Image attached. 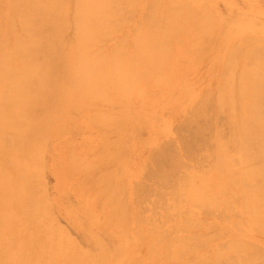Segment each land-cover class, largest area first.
I'll return each instance as SVG.
<instances>
[{
	"label": "rangeland",
	"instance_id": "1",
	"mask_svg": "<svg viewBox=\"0 0 264 264\" xmlns=\"http://www.w3.org/2000/svg\"><path fill=\"white\" fill-rule=\"evenodd\" d=\"M13 1L12 0H0V34H1L0 35V45H1L0 46V51H1L0 58H2L0 59V63L5 58L6 55L11 54L12 49L15 50V46H14L15 39L14 38L17 37L18 35L20 36L24 35V32L22 31L24 30L28 31L30 29L27 33H29L30 31L33 32L32 34H34L35 31H36L35 33L39 32L42 34L46 32L44 33L46 35L47 33H49V31H46V30L44 31L42 30L41 32V29L34 25H32V27L31 25H29L28 30H26L25 28L27 26L25 27L23 26L25 24L24 23L25 21L23 22L22 20L26 16L23 19H22V16L25 15V13L23 15H18V14L22 12H26L29 9V7L34 8L36 4L32 2L33 0L32 1L26 0V2H24L28 6L27 5L24 6L25 4L23 3V1L25 0H20V2L22 1V4L19 3V0L18 1L16 0L17 2H15V4ZM41 1H39V4L41 3L40 4L41 6H44V5L46 6V4L48 2L51 3L52 0H48V1L41 0ZM55 1L56 0H54V2ZM77 1L76 0H57L55 2L56 5H53V2L52 4L47 5V9L50 8V11H51L52 6L53 7L57 6L56 8L55 7L54 8L52 7V8L55 9L58 14L60 13L58 15L56 12H54L55 10L53 11L52 9V12L54 13L53 18L55 17L54 21H55V24L58 25V29L55 30L56 33L50 32L49 34L55 33V37L53 38L55 40L53 41L55 42L57 41L56 45H57L58 55L59 56L61 55L59 58L60 61H59L57 71L53 73L48 72L47 79H49L50 82H57V80H60V79L62 80L61 86H64L65 89L62 87L61 88L63 89V100L65 101V103L63 102V104L62 103L60 104L59 101L61 100L59 98L57 100L59 105L58 104L54 105V107H56L55 108L56 113L52 114L51 111H50L51 113H49V110L46 112L42 110H38L37 111L38 116L35 115V117H38V119L40 120L44 119L46 124L49 126L48 127L47 125H44L45 127L43 126L42 130L40 131V133L38 134L36 138L40 146L39 160L37 162L38 167L36 171L37 175L34 174L33 176L35 178V181H37L38 183V187L36 188L37 194L40 196L41 200L43 201V204H45L46 210L48 211V213L50 214L52 218L51 219L52 222H54V223L47 222V232L51 236H55L54 235L55 230L58 229L61 231L60 238L67 242L64 246L65 252L63 253V256H66L68 258L67 260L58 261L57 264H60V263L69 264L72 258L74 260L73 264H75V262L77 263V261H79L80 264H124V263L126 264H186V263L194 264L195 263L197 264V262L200 264L201 263L202 264H207V263L208 264H226V263L245 264L244 262L246 260L248 261V259H249V264L250 263L251 264H263L264 263V233H263L264 231L262 230V228H259L258 225L256 226L254 223H252L251 221L252 217L249 214H248L249 216L247 215L248 217L245 216L248 213L247 209H246L247 213L246 211L244 213L243 208H245V206L243 207L242 205V208H241V204H244V203H241L244 200L243 196L248 191H246L247 189L245 190L241 189L242 190L241 191L239 188H242V187L245 188V186L246 185L249 186V184H246V185L242 184L244 186L239 187L241 184L239 185V183H236V182H240L239 181L240 177L238 176L240 175L239 173L241 172L239 171L242 169H245L246 166L244 167V165L243 166L241 164L239 165V162L235 159L236 158L235 156H237L236 154L240 155L239 154L240 152L236 151L235 147H231L232 142L230 140L232 139L234 140L237 138V136L233 137V135L236 134V128H235L236 126L234 124L237 125L236 120H238L240 116V113H239L240 111H238V109L239 110L241 109L240 108L241 104L237 103V101L239 100L241 102L239 98H241L242 96L238 94V97H237L236 90L239 89V93H240V91L243 90V84L249 81V79H246V75L251 71V69L252 70L254 69L253 67H251V65H253V63H256V62L257 64H259L258 61H259L260 56L264 60V53L262 51L264 50V44H263L264 43L263 41L264 40V0H186L187 2L182 0L184 2V6H182L183 2L181 3L180 0H177V1L175 0L174 1L172 0H167V1L166 0H158V1L156 0H153V1L152 0H117L118 2H120L121 5L128 3L126 5H123L124 8L121 6L120 8L119 7L120 4L116 0H112L114 4H111V5L112 7L114 5V8L112 7H111L112 9L109 8L106 12H104V15L102 14L101 15L103 16V18H105L106 17L105 15L107 14L109 15L110 13L111 15L110 18H112L116 14L115 13L113 15L114 10L116 12L118 11L117 12L118 16L117 15L116 16L119 17V19L117 17L116 19L114 17L113 21L112 19L109 20V18L104 19V21L107 20L110 28L115 25H118V27L115 26L116 29L115 27L114 28L112 27L113 29L111 28V31L108 28L109 30H108L107 38L104 36L103 38L100 34H98L100 38H97V37L96 38L99 41L101 40L100 42L101 43L103 42L102 44L99 43L98 45V43L95 42L96 40H94L93 38H90V39H93L96 44V47L94 48L91 46V44L88 45L89 43H92L91 42L92 40L90 41L89 38H88L89 40L85 39L84 36L86 34L89 36V33L91 32V30L96 31V32L99 31L100 33H103L104 30H106L108 25L106 26V28L104 26H101V27H104L105 29L103 28L100 30V27L98 26L99 22H96L97 24L94 22L93 25H91L92 24L91 22H89V24L88 23L85 24L83 23V21H79V15H76L79 12L76 6ZM163 1H165L166 3L168 1L169 2L168 4H166ZM11 2H13V4ZM74 2H75V5H74ZM88 2L90 1L88 0ZM109 2L111 3V0ZM158 2L159 4H157ZM176 2L177 3L180 2L181 7H184V8L188 7L187 8L188 10L186 9L187 12L185 11L184 8H182L184 9L182 13L180 11L181 7L180 9H178L180 5H178ZM43 3H46V4H43ZM166 5H168L169 7L170 6L172 7L173 5L172 9L175 10V11L173 10L174 13H171V12L169 13L171 7L168 8V6ZM185 5H187V7ZM126 6L128 9L126 8ZM156 6L158 8H156ZM191 6L193 7V9ZM74 7L76 8V10ZM204 7L205 9L207 7V9L206 10L203 9ZM18 9L20 10L24 9L25 11L23 10L20 12ZM120 9L122 12L119 13ZM157 9L160 11H158ZM208 9H211V10H209L208 12ZM189 10L192 12V14L194 13V11L195 12L197 11V13H195L196 15L191 14V16L190 15L186 16V13L188 15V13L190 12ZM200 10L202 11V14H204V16L207 15L206 19H204L205 17H203L204 21H202L203 19L201 16L203 15L201 14ZM16 11L17 12L19 11V13L17 14ZM76 11L78 12L76 13ZM175 12H179L177 13L178 16H176ZM168 14L172 15L173 19L172 17L169 18ZM181 14L182 15L184 14V16H182ZM14 15L15 17L17 15L18 20L15 19ZM54 15H56L57 17ZM166 15H168V20H167ZM198 15L199 17H197ZM73 16H75V18L76 16H78L77 23L82 25V26L80 25V27L78 28L79 31L83 30L81 27L83 28L87 27V31H89L92 28L88 33H84L85 35L83 34V32H80L81 34L80 38L77 36L78 34H76L78 30L76 33H74L73 31V29L75 28L74 22L76 23V19L75 21H73L74 20ZM185 16L186 18L189 17L186 21H185L186 18L184 19ZM208 17H210L209 20H208ZM200 18L201 20H199V22L200 21L203 22V23L201 22L202 24L200 23L203 27L200 24H197L198 19ZM189 19L190 20L196 19L197 22H195L196 21L195 20L193 23H191L192 21H190ZM169 20L172 23L167 24L166 22H168ZM188 20L190 23L188 24L192 26L193 28H190V26L187 24L189 26V27L186 26L188 28L187 30L185 25H186V22H188ZM210 20L212 21V23H210L211 22ZM20 21H22L21 23L23 25H21ZM164 21L165 23H163ZM205 21H208V22L210 21L209 22L210 24H208V22L204 23ZM106 23H104V25ZM150 23H152L151 25L152 30H154L156 27L157 29L159 28L158 31L162 32V30H164V32L161 34L160 33L157 34L158 31L154 32V36L155 34L158 35V36H155L157 40L155 38H153L154 39L153 40L152 39L153 34L150 35L151 33L146 31V30H149L148 26ZM100 24L101 23H99V25ZM154 24L155 25L157 24V25L155 26ZM165 24H167L168 26L170 25L169 30H172L171 32H173L171 33V35H174L175 33V36H172V37L169 36L170 31L168 32L165 30L166 28H168L166 27ZM171 24L174 25V27H171ZM177 24L183 29H181L179 26L178 27L175 26ZM205 24L206 26L211 25V27L206 28V26L204 27ZM12 25L14 28L12 27ZM18 26L22 27V31H21V27H18ZM18 28H20V30H18ZM95 28L96 30H94ZM179 28L183 32L182 31L180 32ZM196 28L198 29V31L199 29H202L201 30L202 32L200 31L201 33H199V34H203L202 36L201 35L197 36L198 34L196 35L197 33ZM85 29L86 28H84V30ZM185 29L188 32L186 31L184 32ZM206 29H209V30H206ZM112 30L114 31V33ZM176 30L178 31L176 32ZM115 31L116 32L118 31V32L116 33ZM193 31L194 32L196 31V33L194 34ZM111 32L113 33V35L109 34ZM13 33L16 35H13ZM32 34L31 35L29 34L27 38L32 36ZM142 34H144V36H140ZM146 34L148 35V37H150V39L147 38ZM5 35L7 36L5 37ZM38 35L39 34L37 35L35 34V38ZM87 35H86V38L88 37ZM93 35L94 34L90 36L93 37ZM96 35L97 33L95 34V36ZM160 35L162 36V42L166 40L163 43L165 46L167 45L166 44L167 40H169L168 42L171 44L169 45L168 43L167 45L168 47L167 46L165 47L162 44L161 52L162 50L164 51V48L168 49V50L166 49L167 51L165 50L166 52L165 51L162 52L164 54V57H162L163 56L161 55L162 53H160V55L157 54L158 52L154 53V51L158 47L157 43L159 46H161L160 45L161 43L158 42V40L161 41V37L158 38ZM39 36L41 37L39 39L37 38L38 40L34 39L33 37L31 38V41L34 40L33 44H35L34 42H36V40L38 41V43L36 44L45 43V37H43V42H42V40H40L42 38V35H39ZM23 37H25V35ZM142 37H144V40ZM27 38L25 37L23 39L21 37L20 39L19 38L18 39L22 42L24 41L23 42V46H24L26 41L28 42ZM139 38H141L140 40L141 41L143 40L144 42H141L140 40L139 41L141 42V44H137L136 42H134V41H138L137 39ZM146 38L153 42H150V41L147 42L145 40ZM246 39L248 41H245ZM259 39H261L262 42ZM77 40L80 42H78ZM75 41L77 44L79 43L77 47L78 50L82 49L83 47L82 45L89 46V47L87 46V50L84 49L86 53L85 51L82 52L83 49L77 52V50L75 49V46L77 45V44L75 45ZM145 41H146V44H144ZM153 43L154 44L156 43V47L152 46L154 45ZM95 44L93 43L92 45L94 46ZM135 44H137L136 46L140 45L139 47L142 48L141 50L147 49L145 45L147 44L148 46L149 44L151 45L150 47H148V49H151L152 51L151 50H148V51H151L150 54L153 53L154 55L150 56L149 52H147V50L145 51L149 54V55L147 54L149 59L150 57L155 58L154 59L155 61L154 63L153 62L148 63L149 59L147 61L146 59L145 61L143 60L144 63L146 62L145 65L148 63L145 68L146 71L143 70L145 67L143 62L141 61L142 62L141 63L139 61L140 56L142 57V55H145L146 53H142V55H140L137 53L138 52L137 50L136 53L140 56L139 57L136 56V53H134L136 51L135 49L136 47L134 46ZM255 44L258 47L257 49L255 47ZM120 45L122 46L124 45L123 47L121 46L122 48L121 50L119 49ZM239 45H241L242 49L240 48ZM29 46L30 44L28 45V47ZM90 47H91V50L93 49L92 51L89 50ZM232 47L236 48V50L234 49L235 51L234 55L235 53L236 55L235 57H233V60L234 61L236 60V62L232 60V56H234L233 53H230L231 49H233ZM2 49L3 51H6V52H3ZM7 49L8 51H10L9 53ZM98 49H100V52L102 51L101 53H106V54H103L106 56L104 59H102L103 61L107 59L105 62L107 61L109 62L110 59H111L110 61L112 60L114 61V59L112 58H115L116 55L120 54V52L122 51L121 52L122 54H120V56L125 55L123 59H121V57L118 55L120 58V60L118 59L119 62L118 61L117 63L115 62L116 64L113 61L112 62H113V65L115 64L114 66H117V68L121 69V70H118V72L122 75V78H124L125 76L124 79H127L130 84H127L128 83V82L126 83L127 80H124L125 82H123V84L125 86L126 92L124 91L123 89L124 86L122 85H121L122 88L120 86L121 88L120 89V88H117V86L115 85L109 84V86L104 89L105 90L104 92L106 94L103 92L104 93V95L102 94L103 96H101L100 94H97L99 95V97L97 98L96 94H94V96L92 94L90 98L89 95H84V96H88V99L83 96L84 97V100H83L82 96L78 97V94L76 93L77 89H75L76 87L75 88H73L74 86L72 87V89H75L74 93L72 90H69V87L71 88V85L70 86L68 85L72 83L71 81L73 80L75 76L71 75L70 73L67 74V69L71 70L72 67H74L75 65L74 63L76 62L78 53H79V56L81 55L80 53L82 52L81 56L83 57L85 56V58L89 56L92 58L94 56L95 50H98ZM238 49L241 50L242 53L240 52V54H238L239 53ZM243 49H244V53H243ZM249 49L251 50V52ZM258 49L260 50L262 49L261 50L262 52L260 50L258 51ZM112 50L115 55L112 54L113 53ZM70 51H72L71 54H70ZM87 51L88 52L90 51V54L88 53L89 55L87 54ZM245 51L248 53L245 54ZM2 52L5 53L6 55H3ZM100 52L97 53L96 51L97 56L95 55L94 57H96L97 60L101 61V58H103L104 56L102 55L103 57H100L101 55ZM91 53H93V55ZM165 53L166 54L168 53V54L166 55ZM252 53L253 54L257 53L259 57L256 56L254 58L255 55L252 56ZM111 55H113V57ZM229 55H232L230 56L231 61L227 57ZM126 56L127 57L130 56L131 59L133 58L132 61L134 62H132L131 60L128 61V59H126L127 58ZM148 57H145V58H148ZM242 57H244L243 60H242ZM247 57L248 58L250 57V59H252V62L250 59L246 60ZM27 58L29 57H26V59L24 57L25 61L23 63H24V66L29 68L30 67L29 65L31 64H28ZM124 58L126 59V62ZM254 59H256L257 61ZM158 60L160 61V63ZM249 60L250 62H248ZM10 62H11L10 66L14 69H19V70H22V68L25 69L24 67H22L23 63L22 65H20V63L16 61L15 58H13L12 60L10 59ZM17 62L19 64H17ZM127 62L133 63V66H135L136 68L132 66L133 69L131 71L136 72V74L138 71L137 68L140 67V66H137V64L139 65L141 63V65L144 67L141 66L138 72L146 73V75L143 73L142 74L138 73L139 77H137V75L136 76L134 75L135 78L137 77V79H135L134 76L132 75L133 72L130 73V70H128ZM155 62H158V63H155ZM29 63H30V60H29ZM151 63H153L154 65ZM226 63L228 64L226 65ZM12 64L15 65V67ZM149 64H151L152 66H148ZM257 64H254V65L257 66ZM261 65L264 66V61ZM155 66H158V67H156L155 69L154 68ZM59 67H61V70L59 69ZM130 67L129 69H131ZM147 67H150V68H147ZM124 69H126V71ZM239 74L241 75V78H238ZM231 75L232 77H230ZM143 76L144 77L146 76L145 77L146 79H143ZM68 78L69 79L71 78L72 80L70 81ZM231 78L232 79L234 78V79L231 81ZM239 79L240 80L243 79L241 86H239L240 85ZM64 80L66 83H64ZM67 80H69L70 83ZM236 82H238V84ZM231 86L235 88L233 89V87ZM240 87L242 88L240 89ZM230 89L231 90L233 89V91H230V92H234V93H230L229 92ZM229 93L232 94L233 96L232 100L234 103L230 102L229 99L232 96L229 95L230 96L229 98L228 96ZM75 94L78 100H76L77 98L75 97ZM222 94L223 96L221 99L223 100L220 99L221 97L220 95ZM95 95H96V98H95ZM263 96H264V91H263ZM99 98L101 99L99 100ZM235 98H237V101ZM91 99L92 100L94 99L95 101H92ZM230 103H232V105L234 104L233 105L234 109H232L233 106H231ZM80 104H82L83 107H81L82 105ZM237 104L240 105L238 108L236 107L238 106ZM228 105H230L231 107H229ZM59 107H60V110L62 108V111L59 110ZM231 111L234 112V113L232 112L233 114H235L234 117L232 113H229ZM236 114L237 115L239 114L238 118ZM60 115H62V117H60ZM234 121H236V123H234ZM7 138H5L4 141L5 143L8 142V145H9L11 141ZM218 140L220 141V143ZM225 142H227V144ZM219 144H221L220 146L226 147L228 149L226 151L230 152V153L228 152V154L232 158H234L225 167V169L223 170L224 171L223 173L219 172V173H222L219 175H222V177H225L224 178L225 180L222 179V177L219 175L217 179L216 178L217 175L215 174H218V173L217 171H214L215 170L214 168L216 165V164L214 165L215 159L218 162V158L220 157L218 156V154L221 155L220 152H218L220 149ZM2 146L3 144H1V147ZM8 148H5V149L9 150ZM5 151L2 150L1 151L2 153L0 152V155H1L0 156V162H1L0 163V171H1L0 173H3V169H4V173L8 171L7 170L8 168L5 164L4 157H3L5 156V153L7 152ZM74 156L77 158H75ZM173 157L175 160L171 161L173 160L172 159ZM67 158L70 160H68ZM106 158H108L109 160L108 159L106 160ZM260 159L261 158H259V161L261 162L262 159L261 160ZM256 161L253 163V165H255V163L258 162ZM174 163H177V164L175 165ZM178 163L180 165H178ZM261 163H264V161ZM261 163L260 165H262ZM87 164L88 166H91V168L88 167ZM86 168L87 169L89 168V169L87 170ZM92 168L94 171L92 170ZM78 169L79 170L82 169V171L79 172ZM112 169L113 170L115 169V170L112 172ZM174 169L175 170L177 169V170L174 171ZM170 171L177 172V174L172 173L173 175L176 176V178L172 176ZM225 171L227 174H225ZM237 171H238V174H236ZM167 172H169L172 177ZM86 173H89V174H86ZM109 173H112L111 175L112 179L114 178L112 176L116 175L115 182L117 186H115L114 190L116 188L117 189L115 190V192L112 191L114 194L112 192L111 193L108 192L107 194H101L102 192L101 188L103 187L105 188L106 185L104 186L105 183L102 182L103 184H101L100 182L99 185L100 186L103 185V186L99 188L100 189L99 191H101L100 192L101 195H99L98 188L96 187L97 184L94 187L95 189H92L95 184L94 182L98 183L97 179L100 180L101 175L109 177L110 176ZM225 175H229L228 178ZM234 175L235 176L238 175L237 176L238 178L236 177L237 178L236 179ZM163 176L169 177L168 179L166 178L167 179L166 186L162 184L160 180L157 181ZM85 178L89 181H87ZM232 178H234L233 180L234 181L236 180V181L233 182ZM166 179L164 177L162 179L163 182H165L164 180ZM227 179L231 181L230 184L228 183ZM0 180L2 181L1 174H0ZM1 181H0V184H1ZM88 182H90L91 184ZM223 182L225 184H222ZM231 183L233 184L231 185ZM234 183L238 184L239 186L235 185L233 187ZM202 184L204 185L202 186ZM219 184L224 185V187L226 188L225 193H224V189H223L224 187H222L221 185L223 189V194L224 195L227 194L226 196L222 194L224 198L223 196H221V194H219L220 191L216 190V188H218L219 190L221 189ZM218 185L220 188L218 187ZM156 186L157 187L159 186V187L157 188ZM236 186L237 188H235ZM253 186L255 187V185ZM253 186L247 187L249 189V192H252L250 188L254 190ZM200 187H202L203 189L202 188L198 189ZM196 188H197V191L200 190V192L196 193ZM227 189H228V193H227ZM201 190L203 192V194L201 195L203 196V199L199 198L200 194L202 193ZM207 190H209V192H212V195L209 196L210 193ZM95 191L99 196L96 193H95L96 195H94L95 197L92 196L93 192ZM243 191L244 192L246 191V192L242 194ZM191 194L193 195L197 194V197L199 199H202V201L200 202L199 200L198 201L195 200L197 197L195 196L194 197L195 199H194L192 197L193 195ZM229 194L231 196H229ZM107 195L108 196L112 195L113 197H115V199L118 196L117 197L118 200H116V202L113 203L114 205L115 204L117 205V206L115 205V208L114 206H112L113 204L111 206L110 204L108 205L107 202L109 200H107L108 199ZM106 196H107V199H106ZM214 196L215 197L217 196L218 198L221 196V198H219L221 199V201L216 197V200H218V202L217 201L216 203L214 202L216 206L213 204L212 202L213 200L210 199L211 197H213L212 199H214ZM188 197H190V199H187ZM240 198H242L243 200ZM192 199L195 200V201L193 200L194 201L193 203L195 204L192 203ZM208 199H210L211 201ZM104 200L105 201L107 200V202L104 203ZM222 200H225V201H222ZM190 202L192 204H190ZM209 202L212 203L213 207L215 206L216 208L215 210L214 208H211L212 205L210 204H209L210 206L208 205ZM228 202L230 203L228 204ZM218 203L220 204L218 205ZM105 204H107L108 206ZM229 205L232 206V209L230 208L231 206ZM228 207L232 210V212L231 210H229ZM114 209L117 210L116 211L117 213L116 212L113 213ZM118 209H119V212H118ZM9 211H10V208L1 200V192H0V218H1L0 220L2 222V223L0 222V225H1L0 229H3V232L0 231V234H1L0 238L3 239V240L0 239V246H1L0 250L2 249L6 250V248L4 247L5 245H7L6 247H8V250L6 251L2 250L3 254L4 253L7 254V257H5V254L2 255V251H0V263L1 264L8 258V255H11V253L14 254V256L12 257H16L15 253L16 251L19 250L15 248L17 247V245L10 246L11 240L9 241V239L11 238V234L14 235L17 232V224L8 222L6 214H9ZM12 211L13 212L11 215H14V214L18 215V212H16L14 209H12ZM168 213H169V216H168ZM114 214L116 216L119 214L118 218L119 216H121L123 219L120 217L121 219L118 220V218H116ZM174 216L176 219L174 218ZM116 219L120 223H118ZM184 221L189 222V223L185 224ZM190 222H191V225H190ZM4 223H5V226H4ZM232 224L234 226H232ZM175 225L179 229H177ZM181 225H183L185 228ZM254 225L256 227H254ZM188 226H193V227H188ZM6 227H10V228L8 230H5ZM186 227L190 228L189 230L190 231L192 230V231L191 232L189 230L187 231ZM253 227L255 229H253ZM258 229H261V230H258ZM151 232H155V233H151ZM217 234H219L218 237H216ZM136 235H138L139 237ZM191 235H193L192 238H190ZM211 235L213 238L215 235L217 239L214 238L213 240L212 237H208ZM174 237L176 240L174 239ZM184 237L188 238V240H191L192 244L187 242V239ZM198 237L199 238L201 237V238L198 239ZM180 238L182 239L184 238L183 240L185 243L182 245L180 243L178 245L175 244V242H177V240ZM210 238L212 239L209 240ZM139 239H141V241ZM4 240L6 243L3 242L4 243L3 244L2 241ZM228 241H229V244L232 243L233 245L234 243L235 244L237 243L236 241H238L239 242L238 244L240 245L242 242L244 245H241L239 247H242V246L244 247L240 249L237 245L236 247L234 245L235 248H233V246H231L232 244L231 245L228 244ZM211 245H213V247ZM181 246H184L185 248H187L185 249L187 251H185L184 247H181ZM229 246L232 248L229 249ZM166 247L168 248V250H166L167 249ZM191 247H193L194 249ZM71 248L73 249L71 250ZM179 248L180 249L183 248L182 250L185 251V252L183 251L185 254L184 253L180 255L176 254ZM18 253L20 252L18 251ZM69 253L72 254V256L73 254L76 253L74 255L76 259L72 256H69ZM202 253L203 254L206 253L207 254V255L205 254L206 257H203ZM218 253H221L222 255ZM239 253H243L239 255L241 258H239L238 256ZM246 254H248V256L245 259L243 255H246ZM200 255L203 258L200 259L199 258ZM218 255L221 257L215 258V256H218ZM251 255L252 256L254 255V256L251 257ZM102 258H106V259L103 260ZM167 258L169 259L166 260ZM205 258H208V259H205ZM251 258L253 259V261H251ZM79 259H81V261ZM213 261H215V263ZM247 261H246V264L248 263Z\"/></svg>",
	"mask_w": 264,
	"mask_h": 264
},
{
	"label": "bare ground",
	"instance_id": "2",
	"mask_svg": "<svg viewBox=\"0 0 264 264\" xmlns=\"http://www.w3.org/2000/svg\"><path fill=\"white\" fill-rule=\"evenodd\" d=\"M13 1V0H12ZM18 1V0H17ZM16 0H14L13 2H14V4H15V2H17ZM32 1V0H31ZM39 1H41V0H39ZM39 1H37V0H33L32 2L33 3H35L36 5L34 6V8H30L29 7V9L26 11V12H22V13H20V14H18L19 13V11L21 12V11H23L24 9H22V10H20V9H18L19 11L17 12V14L18 15H23L24 13H25V15H23L22 16V21L25 23L24 25L21 23L22 21H20V23H21V25H23L24 27L25 26H27V27H25L26 28V30H28V26L29 25H31V27H32V25H34V26H36V27H39L40 29H41V32H42V30L44 31V30H46V31H49V33L50 32H55L56 33V29H58V25L57 24H55V21H54V18H53V12H52V9L55 7H57V6H52L51 7V11H50V8L49 9H47V5H49V4H52V2H53V5H56L55 4V2L57 1H55L54 2V0H52L51 1V3L50 2H46V3H43V4H46V6L44 7V6H41L40 4H39ZM46 1H48V0H46ZM77 1V0H76ZM90 2H88V0H78L76 3H77V10H79V12L78 11H76V15H79V21H83V23H85V24H89V22H91L90 24L91 25H93V23L95 22H99V23H103L102 25L100 24L99 25V23H98V26L100 27V30L101 29H103L104 27L106 28V26H107V28H106V30H104V32L103 33H100L99 31L98 32H96V31H92L91 29V27H89V28H91L90 30H91V32H92V34H94L93 35V37H91L92 36V34H91V32L89 33V36L86 38V35L84 34V33H88L89 31H87V27H84V28H86L85 30H84V28L83 27H81L83 30L82 31H79L78 30V28L80 27V25L81 24H78L77 23V18H78V16H76V18H75V16H73L74 17V20L73 21H75V19H76V23L74 22V24H75V30L73 29V31H74V33H76L77 32V30H78V32L76 33V34H78L77 36L80 38V32H83V34L85 35H83L84 36V38L85 39H90V38H93L94 40H96L95 42L96 43H98V45H99V43H101L97 38H100V36L98 35V34H100L102 37L104 36V37H108V30L110 29V31H111V28L113 27H118V25H115V26H112L111 28L109 27V23L107 22V20H105L104 21V19L105 18H109V20L110 19H112V21L114 20V17H115V19H116V17L118 16L117 15V12L114 10V12H113V10H112V12H113V15L115 14V16H113L112 18H110V13H109V15L107 14V15H105L104 17L105 18H103V16L102 15H104V12H106L109 8L110 9H112V8H114V5H113V7H112V5L111 4H114L113 2H112V0H111V3L109 2L110 0H89ZM117 1V0H116ZM153 1V0H152ZM156 1H158V0H156ZM167 1V0H166ZM172 1H174V0H172ZM175 1H177V0H175ZM181 1V3L183 2L182 0H180ZM184 1H186V0H184ZM13 2H11L12 4H13ZM24 2H26V0L25 1H23V3ZM30 2V1H29ZM28 2V3H29ZM42 2V1H41ZM118 2V1H117ZM163 2H165V1H163ZM169 2V1H168ZM168 2L166 3V4H168ZM187 2V1H186ZM19 3H21L22 4V1L20 2V0H19ZM119 4H120V2H118ZM122 3V2H121ZM124 3H125V1H124ZM177 3V2H176ZM181 3L179 2V3H177L178 5H180L179 6V8L178 9H180V7H181ZM189 3V2H188ZM25 4V3H24ZM23 4V5H24ZM30 4V3H29ZM126 4H128V3H126ZM126 4H123V5H126ZM130 4V3H129ZM157 4H159V2L157 3ZM183 5L182 6H184V2L182 3ZM27 4H25L24 6H26ZM74 5H75V2H74ZM111 5V6H110ZM123 5H119V7L121 6V7H123ZM151 5V4H150ZM203 5V4H202ZM205 5V4H204ZM16 6V5H15ZM28 6V5H27ZM155 6V5H154ZM163 6H165V5H163ZM166 6H168V5H166ZM186 7H187V5H185ZM188 6H189V4H188ZM206 6V5H205ZM23 7V6H22ZM112 7V8H111ZM120 7V8H121ZM131 7V6H130ZM171 7V6H170ZM169 6H168V8H170ZM172 7H173V5H172ZM172 7H171V9H172ZM192 7V6H191ZM191 7H189V8H191ZM201 7H203V6H201ZM25 8V7H24ZM28 8V7H27ZM72 8V7H71ZM75 8V7H74ZM124 8V7H123ZM126 8H127V6H126ZM149 8V7H148ZM156 8H158L157 6H156ZM156 8H154V9H156ZM182 8H184V7H181V12L183 13V11H184V9H185V11H186V9L188 8H184V9H182ZM128 9V8H127ZM150 9V8H149ZM161 9H162V7H161ZM171 9H170V11H169V13L171 12V13H174L173 12V10L174 9H172V11H171ZM192 9H193V7H192ZM200 9H202V8H200ZM203 9H205V7L203 8ZM206 9H207V7H206ZM205 9V10H206ZM55 9H53V11H54ZM75 10H76V8H75ZM122 10H124V9H122ZM126 10V9H125ZM151 10V9H150ZM158 10V9H157ZM188 10V9H187ZM209 10H211V9H208V12H209ZM15 11V10H14ZM25 11V10H24ZM147 11H148V9H147ZM158 11H160V10H158ZM175 11V10H174ZM190 11V10H189ZM188 11V12H189ZM199 11V10H198ZM201 11V10H200ZM16 12H14V13H16ZM54 12H56V10L54 11ZM59 12V11H58ZM61 12V11H60ZM120 12H122L121 11V9H120V11H119V13ZM124 12V11H123ZM187 12V11H186ZM211 12V11H210ZM57 13V12H56ZM62 13V12H61ZM158 13H160V12H158ZM168 13V12H167ZM167 13H165V14H167ZM176 13V16H178L177 15V13H179V12H175ZM185 13V12H184ZM190 13V14H189ZM188 13V15H187V13H186V16H191V14H192V12L190 11ZM195 13H197V11L195 12L194 11V13L193 14H195ZM27 14V15H26ZM58 14V13H57ZM60 14V13H59ZM58 14V15H59ZM102 14V15H101ZM112 14V13H111ZM162 14V13H161ZM160 14V15H161ZM192 14V15H193ZM200 14V13H199ZM201 14H202V11H201ZM211 14V13H210ZM117 15V16H116ZM169 15V14H168ZM168 15H166L167 16V20H168ZM182 15V14H181ZM196 15V14H195ZM203 16H201L202 17V19H203V17H205L204 19H206L207 18V15L206 16H204V14H202ZM54 16H56V15H54ZM175 16V17H176ZM180 16V15H179ZM182 16H184V14L182 15ZM186 16L184 17V19L186 18ZM209 16V15H208ZM14 17H15V15H14ZM57 17V16H56ZM144 17H145V15H144ZM150 17V16H149ZM162 17V16H161ZM170 17H172V19H173V16L172 15H169V18ZM181 17V16H180ZM197 17H199V15L197 16ZM18 17H17V15H16V17H15V19L16 20H18L17 19ZM20 18H21V16H20ZM19 18V19H20ZM118 19H119V17H117ZM154 18V17H153ZM163 18H164V16H163ZM182 18V17H181ZM189 17H187L186 19H185V21L188 19ZM209 18L210 17H208V20H209ZM14 19V20H15ZM151 19H152V17H151ZM150 19V20H151ZM175 19V18H174ZM191 19V18H190ZM189 19V20H190ZM204 19L202 20V21H204ZM13 20V19H12ZM15 20V21H16ZM126 20V19H125ZM149 20V19H148ZM164 20V19H163ZM189 20H188V22H186V25H185V27L187 26V27H189L190 25V23H189ZM196 20V19H195ZM195 20H190V21H192L191 23H193ZM199 20H201V18L200 19H198V22H197V20L195 21V22H197V24H200L202 21H200L199 22ZM213 20V19H212ZM112 21H110V22H112ZM120 21V20H119ZM211 21V20H210ZM209 21V22H210ZM108 24H107V23ZM116 22V21H115ZM114 22V23H115ZM122 22V21H121ZM144 22V21H143ZM208 21H205L204 23H207ZM208 22V24H210V23H212V21L209 23ZM61 23V22H60ZM104 23H106L105 25H104ZM117 23V22H116ZM163 23H165V21L163 22ZM167 24H169V23H172V22H170V20L168 21V22H166ZM189 23V24H188ZM203 23V22H202ZM201 23V24H202ZM59 24V23H58ZM62 24V23H61ZM78 24V25H77ZM97 24V23H96ZM120 24H122V23H120ZM167 24H165L166 25V27H168V28H166L165 30L166 31H170L169 32V36L170 37H172V36H175V33H174V35H171V33H173V32H171L172 30H169L170 28V25L168 26ZM185 24V23H184ZM184 24H183V26H184ZM189 26H188V25ZM200 24V25H201ZM19 25V24H18ZM91 25H89V26H91ZM113 25V24H112ZM151 25H152V23H150L149 24V26H148V29L149 30H146V31H148V32H150L151 34L150 35H152L153 34V36H152V39L153 38H155L156 40H157V38L155 37V36H158L157 34H161V33H163L164 32V30H162V32L161 31H158L159 30V28L157 29V27L154 29V30H152V27H151ZM155 25V24H154ZM157 25V24H156ZM155 25V26H156ZM14 26H15V24H14ZM61 26V25H60ZM77 26V27H76ZM82 26V25H81ZM101 26H104V27H101ZM111 26V25H110ZM175 26H179L178 24L177 25H175ZM202 26V25H201ZM200 26V27H201ZM206 26V24L204 25V27ZM12 27H13V25H12ZM18 27H21V26H18ZM23 27V28H24ZM94 27V26H93ZM116 27H115V29H116ZM145 27V26H144ZM151 27V28H150ZM171 27H174V25H172L171 24ZM180 27V26H179ZM186 27V28H187ZM195 27H196V25H195ZM203 27V26H202ZM207 27H211V25L209 26V25H207L206 26V28ZM10 28V27H9ZM14 28V27H13ZM35 28V27H34ZM39 28H38V30H39ZM61 28V27H60ZM64 28V27H63ZM80 28V29H81ZM104 28V29H105ZM109 28V29H108ZM112 28V29H113ZM181 29H183L182 27H180ZM179 28V31L181 32L182 30ZM190 28H193L192 26H190ZM36 29V28H35ZM34 29V30H35ZM150 29H151V31H150ZM197 29V28H196ZM12 30H14V29H12ZM18 30H20V28H18ZM24 30V29H23ZM30 30V29H29ZM28 30V31H29ZM33 30V29H32ZM94 30H96V28L94 29ZM187 30H188V28H187ZM202 29H199V31H198V29L196 30L197 31V33H196V31L194 32V34L196 33V35L197 36H199V35H203V34H199V33H201L202 31H201ZM206 30H209V29H206ZM2 31V30H1ZM21 31H22V27H21ZM28 31H22V32H24V35H25V37L27 38V36H29V34L31 35L33 32H29V33H27ZM103 31V30H102ZM109 31V32H110ZM113 31V30H112ZM134 31V30H133ZM155 31H158V33L157 34H155V36H154V32ZM174 31V30H173ZM178 30H176V32H177ZM186 31V29L184 30V32ZM189 31H190V29H189ZM201 31V32H200ZM204 31V30H203ZM5 32V31H4ZM25 32H26V34H25ZM36 32V31H35ZM34 32V34H32V36H30V37H28L27 38V40H28V42L26 41V43H28V44H24V46H23V42L22 41H20L19 39L22 37L23 39L25 38V37H23L24 35H22V36H20V35H18L17 37H15L14 39V46H15V50L14 49H12L11 50V54L10 55H6L5 53H3V52H6V51H3V49H2V53H3V55H6L7 56V58H6V56H5V58L1 61V63H2V65H1V63H0V149H1V151L3 150V151H5L6 149L5 148H8V146H9V150H6L5 152V156H3L4 157V161H5V164H6V166H7V172H5L4 173V169H3V173H0L1 174V178H2V181H1V184H0V192H1V200H2V202H4L9 208H10V211H9V214H6V217H7V219H8V222H11V223H16L17 224V232L14 234V235H12L11 234V238L9 239V241L11 240V245L10 246H13V245H17V247H15L16 249H19L18 251L20 252V253H18V251H16V249H15V251H16V253H15V255H16V257H12V256H14V254L13 253H11V255H8V258L4 261V262H2V264H57L58 263V261H60V260H67V258L68 257H66V256H63V253L65 252V248H64V246H65V244L67 243L66 241H64L63 239H61L60 238V236H61V231L60 230H58V229H56L55 230V233H54V235L55 236H51L48 232H47V222H50V223H54V222H52V218H51V216H50V214L48 213V211L46 210V206H45V204H43V201L41 200V198H40V196L37 194V190H36V188L38 187V183H37V181H35V178L33 177L34 176V174H36V171H37V167H38V160H39V151H40V146H39V142L36 140V138H37V136H38V134L40 133V131L42 130V128H43V126L44 125H47L46 124V122L44 121V119L43 120H40V119H38V117H35V115H37V111L38 110H42V111H44V112H46V111H48L49 110V113H51L52 112V114H54V113H56V110H55V108L56 107H54V105H59V103L61 104H63V102L65 103V101L63 100V89L62 88H64V86H61L62 85V80L60 79V80H57V82H50L49 81V79H47V73L48 72H51V73H53V72H55V71H57V69H58V65H59V58H60V56L58 55V50H57V45H56V42L55 41H53V40H55V39H53L54 37H55V33H52V34H49V33H47V35L46 34H44V33H46V32H44L43 34L42 33H35ZM107 32V33H106ZM116 32V31H115ZM118 32V31H117ZM116 32V33H117ZM148 32H146V33H148ZM168 32H166V33H168ZM175 32V31H174ZM183 32V31H182ZM186 32H188V31H186ZM6 33V32H5ZM15 33V32H14ZM13 33V35H16V34H14ZM19 33H20V31H19ZM97 33V35L95 36V34ZM106 33V34H105ZM113 33H114V31H113ZM113 33L111 32V33H109V34H112L113 35ZM139 33V32H138ZM141 33V32H140ZM8 34V33H7ZM21 34H23V33H21ZM35 34L37 35V34H39V35H42V38L40 39V40H42V42H43V37H45V43H43V44H36V43H38V39L41 37V36H37L36 38H35ZM104 34V35H103ZM135 34V33H134ZM178 34V33H177ZM1 35V34H0ZM34 35V36H33ZM73 35H75V34H73ZM111 35V36H112ZM139 35V34H138ZM7 35H5V37H6ZM99 36V37H98ZM140 36H144V34H142V35H140ZM139 36V37H140ZM146 36H147V38H149L150 39V37H148V35L146 34ZM200 36V37H201ZM34 38V39H37L36 40V42H34L35 44H33V41L34 40H32L31 41V38ZM57 37V36H56ZM77 37V38H78ZM97 37V38H96ZM103 37V38H104ZM161 37V41H159L158 40V42H160L161 44V46H159L158 45V43H157V46L159 47H157V49L154 51V53L156 52H158L157 54L158 55H160V53H162V52H164L167 48H164V42L166 41V40H164L163 42H162V36L160 35L158 38H160ZM205 37H207V36H205ZM204 37V38H205ZM17 38V39H16ZM19 38V39H18ZM82 38V37H81ZM102 38V39H103ZM105 38V39H106ZM137 38V37H136ZM143 38V40H144V37H142ZM145 39L147 42H149L150 40L149 39ZM251 38V37H250ZM249 38V39H250ZM7 39H8V37H7ZM58 39V38H57ZM88 39V40H89ZM93 39H90V41L92 42V43H89L88 45H90L91 44V46L94 48V47H96V44H95V42H94V40ZM131 39V38H130ZM141 38H139V39H137L138 41H134V42H136L137 44H141V42H144L143 40L141 41L140 40ZM174 39V38H173ZM202 39V38H201ZM4 40H6V39H4ZM3 40V41H4ZM60 40V39H59ZM132 40H133V38H132ZM141 42H140V41ZM154 40V39H153ZM155 40V41H156ZM203 40V39H202ZM243 40V39H242ZM255 40H256V38H255ZM254 40V41H255ZM260 41H261V39H259ZM78 41V40H77ZM146 41H145V43L144 44H146ZM169 40H167V42H166V44L168 45V42ZM245 41H248L247 39L245 40ZM254 41H253V43H254ZM258 41V40H257ZM256 41V42H257ZM264 41V40H263ZM13 42V41H12ZM78 42H80V41H78ZM87 42H89V41H87ZM105 42V41H104ZM132 42V41H131ZM139 42V43H138ZM150 42H153V41H150ZM175 42V41H174ZM177 42V41H176ZM179 42V41H178ZM242 42V41H241ZM262 42V41H261ZM3 43V42H2ZM7 43V42H6ZM31 43H32V45H31ZM40 43V42H39ZM95 44L94 46L92 45V44ZM103 43V42H102ZM101 43V44H102ZM172 43V42H171ZM237 43H238V41H237ZM252 43V42H251ZM4 44H5V42H4ZM30 44V46L28 47V45ZM77 43H76V41H75V45H76ZM79 44V43H78ZM78 44L75 46V49L77 50V52L78 51H81L82 49V52H84L85 50L84 49H86L87 50V46L85 45H82L83 47H82V49H80V50H78ZM120 44V43H119ZM137 44H135L134 46L136 47L135 49H136V51L134 52V53H136L137 52V50H138V54H140V55H142V53H146L145 55H142V57L140 56V55H138L137 53H136V56H140V58L142 59V58H144V59H140L139 58V61L141 62H143V60L145 61V59H146V61L149 59V57H148V55L151 53V49H148V47H150L151 45L149 44V46H148V44L147 45H145L146 47H147V49H145V50H147V52H149V54L145 51H143V50H141L142 48L141 47H139V46H136ZM154 44V43H153ZM162 44L164 45L163 46V48H164V51L162 50V52H161V47H162ZM174 44V43H173ZM264 44V43H263ZM67 45V44H66ZM97 45V46H98ZM125 45V44H124ZM123 45V46H124ZM155 45V46H154ZM154 45H152L153 47H156V43L154 44ZM166 45V46H167ZM169 45H171L170 43H169ZM1 46V45H0ZM72 46V45H71ZM80 46V45H79ZM121 46L122 45H120V50L122 49L121 48ZM122 46V47H123ZM165 46V47H166ZM240 46V48H241V45H239ZM250 46V45H249ZM248 46V47H249ZM81 47V46H80ZM89 47V46H88ZM100 47V46H99ZM126 47V46H125ZM168 47V46H167ZM237 47V46H236ZM255 47H256V49L258 48L257 46H256V44H255ZM2 48V47H1ZM70 48V47H69ZM68 48V49H69ZM72 48V47H71ZM139 48H140V50H139ZM143 48H144V46H143ZM233 49H231V51H230V53H233V55H234V49L236 50V48H234V47H232ZM244 48V47H243ZM113 49V48H112ZM114 49H116V48H114ZM242 49V48H241ZM251 49V48H250ZM249 49V50H250ZM10 50V49H9ZM70 50V49H69ZM74 50V49H73ZM89 50L90 51H92L91 50V47L89 48ZM148 50H151V51H148ZM168 50V49H167ZM166 50V51H167ZM260 49H258V51H259ZM262 50V49H261ZM260 50V51H261ZM7 51H8V49H7ZM12 51H13V53H12ZM90 51L88 52L87 51V54L89 53L90 54ZM96 51H97V53L98 52H100V49H98V50H95V53H94V56L96 55ZM115 51V50H114ZM140 51V52H139ZM143 51V52H142ZM165 51V52H166ZM233 51V52H232ZM238 51H239V53L238 54H240V52H241V50H239L238 49ZM238 51H236V52H238ZM248 51V50H247ZM263 51V53H264V50H262ZM261 51V52H262ZM1 52V51H0ZM10 51H8V53H9ZM71 52L72 51H70V54H71ZM82 52L80 53L81 55H82ZM102 52V51H101ZM100 52V53H101ZM112 52H113V50H112ZM122 52V51H121ZM120 52V54H122ZM229 52V51H228ZM227 52V53H228ZM250 52H251V50H250ZM249 52V53H250ZM7 53V54H8ZM85 53H86V51H85ZM93 53H91L92 55H93ZM242 53V52H241ZM243 53H244V49H243ZM248 52H246L245 51V54H247ZM66 54H68V53H66ZM88 54V55H89ZM103 54H106V53H101V55H100V57H103V58H101V61L100 60H97L96 59V57H87V58H85V56L83 57V56H79V53L77 54L78 55V57H77V59H76V62L73 64L74 65V67H72V69L70 70V69H67V74H71V75H74L73 77V80L70 78H68L72 83L71 84H69L68 86H70L71 85V88L69 87V90H72L73 91V93H74V91H75V89H77L76 91V93L78 94V97H83L84 95H89L90 96V98H91V95L93 94V96H94V94H100L101 96H103L104 95V89L105 88H107L108 86H109V84H111V85H115V86H117V88H120V86L122 85V86H124V84H123V82H125L124 80H127V79H124L125 78V76H124V78H122V75L118 72V70H121L120 68H117V66H114L116 63H117V61L119 62V60H120V58H119V56H120V54H118V55H116V57L115 58H112L113 57V55H115L114 54V52L112 53L113 55H111L110 57L112 58V59H114V65H113V62L112 61H110L109 60V62L107 61V62H105V61H103L102 59H104L105 58V56L106 55H103ZM148 54V55H147ZM166 54V53H165ZM168 54V53H167ZM166 54V55H167ZM238 54H237V56H238ZM257 54V53H256ZM256 54H253L252 53V56L253 55H255L254 56V58L256 57V56H258V54L256 55ZM76 55V56H77ZM84 55V54H83ZM103 55V56H102ZM109 55H110V53H109ZM151 55H154L153 53L152 54H150V56ZM156 55V54H155ZM161 55H163L162 57H164V54L162 53ZM165 55V56H166ZM227 55V54H226ZM235 55H236V53H235ZM235 55L234 56H232V55H229V56H227L228 57V59H230V61H231V58H230V56H232V60H233V57H235ZM251 55V54H250ZM249 55V56H250ZM32 56V57H31ZM71 56H73V55H71ZM97 56V55H96ZM118 56V57H117ZM125 56V55H124ZM123 55H121L120 57H121V59H123V57H124ZM148 57V58H145V57ZM242 56H243V54H242ZM24 57H25V59H26V57H29V58H27V62H28V64H31V65H29L30 67L28 68V67H26V66H24ZM98 57H99V55H98ZM127 57V56H126ZM125 57V58H126ZM130 57V56H129ZM129 57H127L126 59H128V61L129 60H131L132 61V59H131V57L129 58ZM167 57V56H166ZM226 57V58H227ZM259 57V56H258ZM257 57V58H258ZM13 58H15V60L16 61H18L19 63H20V65H22V63H23V66L22 67H24L25 69H23L22 68V70H19V69H14V68H12L11 66H10V59L12 60ZM31 58V59H30ZM124 58V59H125ZM161 58V57H160ZM256 58V59H257ZM0 59H2V58H0ZM74 59V58H73ZM72 59V60H73ZM117 59V60H116ZM119 59V60H118ZM126 59H125V62H126ZM155 58H151L150 57V59H149V61H148V63H150V62H153L154 63V60ZM158 59V58H157ZM244 59V57H242V60ZM248 59H250V57L248 58L247 57V59L246 60H248ZM256 59H254V60H256ZM261 59V60H260ZM29 60H30V63H29ZM72 60H71V62H72ZM163 60V59H162ZM165 60V59H164ZM246 60H244V61H246ZM251 60V62H252V59H250ZM250 60L248 61V62H250ZM258 60V59H257ZM256 60V61H257ZM63 61H65V60H63ZM75 61V60H74ZM159 61V60H158ZM229 61V62H230ZM234 61V60H233ZM260 61V62H259ZM259 61H258V63L259 64H257V62L256 63H253V65L254 64H257V66L256 65H251V67H253L254 69L252 70L251 69V71L246 75V79H249V81H247L245 84H243V90L242 91H240V93H239V87L237 88L238 90H236L237 91V97H238V94L240 95V96H242L241 98H239L240 100H241V102L238 100L237 101V98H235L236 99V101H237V103H239V104H241V109L239 110L238 109V111H240L239 113H240V116H239V118H238V115H237V118H238V120H236L237 121V125L236 124H234V123H236V121H234V125L236 126H234L235 128H236V134H238V135H233V137L234 136H237V138L236 139H232V140H230L231 142V147H235L236 148V151H239L240 153V155H238V154H236L237 156H235L236 158V160L239 162V165L241 164L242 166L244 165V167L246 166V168L245 169H242V170H240L239 172H241V173H239L240 175L238 176V177H240L238 180L240 181V182H236V183H239V185L238 184H236V183H234V185H233V187L235 186V185H238L239 187H242V186H244V185H246V184H249V186H245V188L244 187H242V188H239L240 190L242 189V190H245V189H247L246 191H248L247 193H245L244 191H243V193L242 194H244V196H243V199L242 198H240V199H242L241 201V203H244V204H241V208H242V205H243V207L245 206V208H243L244 209V213H245V211H246V213H247V210H248V213L245 215V216H247L248 214L252 217L251 219V221H252V223H254L256 226L258 225L259 226V228H262V230L264 231V163H261V162H263L264 160V158H263V156H264V96H263V89H264V66H262L261 64L263 63V59L261 58V56H260V58H259ZM15 62V61H14ZM17 62V64H19ZM27 62H25V63H27ZM67 62V61H66ZM111 62H112V64H111ZM132 62H134V61H132ZM137 62V61H136ZM141 62V63H142ZM234 62H236V60L234 61ZM234 62H232V63H234ZM61 63V62H60ZM68 63V62H67ZM128 63V62H127ZM130 63V62H129ZM129 63H128V70H130V73H132L133 71H131L133 68H132V66H133V63H130V65H129ZM139 63V62H138ZM141 63L138 65L137 63V66H142L141 65ZM146 63V62H145ZM145 63L143 62V64H144V66H142V67H144V69L143 68H141V69H143L144 71H146V65L148 64H146L145 65ZM153 63H151V64H153ZM155 63H158V62H155ZM159 63H160V61H159ZM16 64V63H15ZM72 64V63H71ZM151 64H149L148 66H152ZM228 63H226V65H227ZM231 64V63H230ZM247 64V63H246ZM249 64V63H248ZM252 64V63H251ZM13 65V64H12ZM125 65V64H124ZM154 65V64H153ZM14 67H15V65H13ZM131 66V67H130ZM18 67V66H17ZM121 67V66H120ZM127 67V66H126ZM125 67V68H126ZM129 67L131 68V69H129ZM134 68H136L135 66H133ZM140 67L139 68H137L138 69V71H139V69H140ZM156 67H158V66H155L154 68L156 69ZM244 67V66H243ZM247 67V66H246ZM147 68H150V67H147ZM59 69L61 70V67H59ZM63 69V68H62ZM154 69V70H155ZM125 71H126V69H124ZM127 70V71H128ZM149 70V69H148ZM231 70V69H230ZM137 71V74H136V72H133L132 73V75L134 76H136L137 75V77H139V74H142V73H140V72H138ZM141 71V70H140ZM233 71V70H232ZM224 72V71H223ZM241 72V71H240ZM122 73V72H121ZM139 73V74H138ZM243 73V72H242ZM241 73V74H242ZM143 74H145L146 75V73H143ZM59 76V75H58ZM135 76H134V78H135ZM140 76H142V75H140ZM238 76V75H237ZM137 77L135 78V79H137ZM146 77V76H145ZM144 76H143V79H146ZM230 77H232V75L230 76ZM229 77V78H230ZM59 78V77H58ZM238 78H241V75L239 74V76H238ZM56 79V78H55ZM142 79V78H141ZM234 79V78H233ZM232 78H231V81L233 80ZM69 80H67L69 83H70V81ZM242 80L243 79H239V86H241V83H242ZM245 80V79H244ZM238 81V80H237ZM128 82V80L126 81V83ZM64 83H66L65 82V80H64ZM74 83V84H73ZM121 83V84H120ZM232 83V82H231ZM230 83V84H231ZM237 84H238V82H236ZM127 84H130L129 82L127 83ZM119 85V86H118ZM74 86V87H73ZM122 86H121V88H122ZM234 86V85H233ZM233 86H231V87H233ZM62 87V88H61ZM72 87L73 88H75V89H72ZM135 87V86H134ZM111 88V87H110ZM120 88V89H121ZM235 87H233V89H234ZM242 87H240V89H241ZM65 89V88H64ZM120 89H118V90H120ZM123 89H124V91H125V86L123 87ZM122 89V90H123ZM229 89V88H228ZM233 89L231 90H229V92L230 91H233ZM117 90V91H118ZM263 90V91H262ZM71 91V92H72ZM113 91V90H112ZM111 91V92H112ZM100 92H102V93H100ZM104 92V93H103ZM126 92V91H125ZM220 92V91H219ZM69 93V92H68ZM108 93V92H107ZM121 93H123V92H121ZM230 93H234V92H230ZM228 94V96L230 95V96H232V94ZM103 94V95H102ZM106 94V93H105ZM114 94V93H113ZM120 94V93H119ZM130 94V93H129ZM220 94V93H219ZM226 94V93H225ZM74 95V94H73ZM96 95H95V98H96ZM109 95V94H108ZM65 96V95H64ZM71 96V95H70ZM221 97H220V99L222 98V96H223V94L222 95H220ZM230 96H229V98H230ZM75 97H76V94H75ZM74 97V98H75ZM85 98H87L88 99V96H84ZM84 97L82 98L83 100H84ZM99 97V95H97V98ZM108 97V96H107ZM60 98V100L61 101H59V103L57 102V100ZM77 98V97H76ZM103 98V97H102ZM232 98H233V96L229 99L230 100V102H233V100H232ZM68 99V98H67ZM73 99V98H72ZM71 99V100H72ZM101 98H99V100H100ZM110 99V98H109ZM66 100V99H65ZM70 100V99H69ZM76 100H78V98L76 99ZM92 100V99H91ZM97 100V99H96ZM106 100V99H105ZM221 100H223V99H221ZM232 100V101H231ZM73 101V100H72ZM74 101H75V99H74ZM80 101V100H79ZM92 101H95L94 99L92 100ZM104 101V100H103ZM90 102V101H89ZM72 103V102H71ZM110 103V102H109ZM228 103H229V101H228ZM234 103V102H233ZM239 104H237L238 106H236L237 108L240 106ZM75 105V104H74ZM80 105H82V104H80ZM85 105V104H84ZM89 105V104H88ZM87 105V106H88ZM230 105L231 106H233L232 105V103H230ZM230 105H228L229 107H231ZM90 106V105H89ZM81 107H83V105L81 106ZM84 107H86V106H84ZM235 107V108H236ZM79 109V108H78ZM230 109V108H229ZM228 109V110H229ZM232 109H234V106L232 107ZM59 110H60V107H59ZM67 110V109H66ZM51 111V112H50ZM60 111H62V108H61V110ZM203 111V110H202ZM230 111V110H229ZM75 112V111H74ZM233 111H231V112H229V113H232ZM58 113H60V112H58ZM57 113V114H58ZM62 113V112H61ZM73 113V112H72ZM234 113V112H233ZM232 113V115H233V117L235 116V114H233ZM56 115V114H55ZM64 115V114H63ZM38 116V115H37ZM44 116V115H43ZM96 116H97V114H96ZM35 117V118H34ZM60 117H62V115H60ZM101 117V116H100ZM37 118V119H36ZM99 118V117H98ZM111 118V117H110ZM114 118V117H113ZM36 119V120H35ZM59 119V118H58ZM228 121H229V119H228ZM233 122V121H232ZM231 123V122H230ZM230 123H228V124H230ZM48 126V125H47ZM46 126V127H47ZM45 127V126H44ZM49 127V126H48ZM231 127H232V125H231ZM235 130V129H234ZM43 132V131H42ZM45 133V132H44ZM46 134V133H45ZM217 134V133H216ZM9 136V137H8ZM218 136V135H217ZM221 136V135H220ZM8 137V138H7ZM5 138H7V139H9L8 141L10 142V144L8 145V142H7V140H6V142L7 143H5ZM43 139V138H42ZM225 139V138H224ZM226 140V139H225ZM219 141V140H218ZM229 142V141H228ZM5 143V144H4ZM219 143H220V141H219ZM226 144H227V142H225ZM225 143H223V144H225ZM229 143V144H230ZM1 144H3V146L1 147ZM8 146H7V145ZM221 144H219V146H220ZM4 146H5V148H4ZM225 146V145H224ZM2 148H4V149H2ZM220 149H221V151H220ZM220 149H219V151L218 152H220V154L221 155H219L218 154V156H220L219 158H218V162L216 161V159H215V163H214V165H215V170L214 171H217V173L218 174H215V175H217L216 176V178L218 177V175L219 174H222L224 171V169H225V167L232 161V159H234V158H232L229 154H228V152L229 151H226V150H228L226 147H223V146H220ZM217 150H218V148H217ZM235 150V149H234ZM0 151V152H1ZM233 152V151H232ZM2 153V152H1ZM230 153V152H229ZM235 153V152H234ZM236 153H238V152H236ZM233 154V153H232ZM111 155V154H110ZM235 155V154H234ZM234 155H232V156H234ZM1 156V155H0ZM163 156V155H162ZM75 157V156H74ZM164 157V156H163ZM71 158V157H70ZM75 158H77V157H75ZM74 158V159H75ZM109 158V157H108ZM108 158H106V160L108 159ZM112 158V157H111ZM189 158V157H188ZM259 158H263L262 160H261V162L259 161ZM68 159V158H67ZM66 159V160H67ZM110 159V158H109ZM108 159V160H109ZM173 160H171V159H169V160H171V161H174L175 159H174V157L172 158ZM258 159V160H257ZM68 160H70V159H68ZM67 160V161H68ZM164 160H165V158H164ZM179 160V159H178ZM258 162H257V161ZM75 161V160H74ZM79 161V160H78ZM84 161V160H83ZM257 162V163H255V165H253V163L254 162ZM179 162V161H178ZM262 164V165H260V163ZM1 163V162H0ZM159 163V162H158ZM180 163V162H179ZM178 163V165H180ZM258 163H259V165H258ZM80 164V163H79ZM84 164V163H83ZM155 164V163H154ZM175 165L177 164V163H174ZM258 166H257V165ZM76 165V164H75ZM93 165V164H92ZM159 165V164H158ZM190 165V164H189ZM253 165V166H252ZM73 166H74V164H73ZM77 166V165H76ZM84 166V165H83ZM83 166H81V167H83ZM87 166H88V164H87ZM86 166V167H87ZM146 166V165H145ZM182 166V165H181ZM191 166V165H190ZM232 166V165H231ZM88 167H90L91 168V166H88ZM98 167V166H97ZM148 167V166H147ZM193 167V166H192ZM69 168H70V166H69ZM77 168V167H76ZM75 168V169H76ZM143 168V167H142ZM176 168V167H175ZM230 168V167H229ZM233 168V167H232ZM87 169V168H86ZM89 169V168H88ZM87 169V170H88ZM178 169V168H177ZM176 169V170H177ZM180 169V168H179ZM228 169V168H227ZM238 169V168H237ZM79 170V169H78ZM77 170V171H78ZM84 170H85V168H84ZM92 170H93V168H92ZM115 170V169H114ZM113 169H112V172L114 171ZM175 169H174V171H176ZM80 171H82V169L81 170H79V172ZM94 171V170H93ZM92 171V172H93ZM96 171V170H95ZM228 171V170H227ZM1 172V171H0ZM74 172V171H73ZM72 172V173H73ZM153 172V171H152ZM180 172V171H179ZM203 172H205V171H203ZM219 172H222V173H219ZM85 173V172H84ZM170 176H171V174L172 173H176L177 174V172H172V171H170V173L169 172H167ZM167 173H166V175H167ZM216 173V172H215ZM229 173V172H228ZM86 174H89V173H86ZM93 174V173H92ZM110 174V176L109 177H107V176H104V175H101L100 176V180L99 179H97V181H98V183H96V182H94L95 184H94V186H93V188L92 189H95L94 187H95V185H96V187L98 188V194L99 195H101V194H107L108 192H112V191H114L115 192V190L117 189H115L114 190V188H115V186H117L116 185V182H115V176L116 175H114V176H112V177H114L113 179L111 178V175H112V173H109ZM205 174V173H204ZM214 174V173H213ZM225 174H227L226 173V171H225ZM234 174V173H233ZM236 174H238V171H237V173ZM235 174V175H236ZM37 175V174H36ZM81 175V174H80ZM79 175V176H80ZM196 175V174H195ZM231 175V174H230ZM234 175V177L236 178L237 176H235ZM89 176V175H88ZM120 176H122V175H120ZM172 176L173 177H175L176 178V176L175 175H173L172 174ZM171 176V177H172ZM181 176V175H180ZM219 176H221L222 177V175H219ZM225 176H227V178H228V176L229 175H225ZM233 176V175H232ZM165 177V179L167 178H169L168 176L166 177V176H163L162 178H160V179H158L157 181H161V183L162 184H164L165 186H166V184H167V179L166 180H164L165 182H163V178ZM178 177V176H177ZM191 177V176H190ZM237 177V178H238ZM83 178V177H82ZM87 178V177H86ZM85 178V179H86ZM109 178H111V179H109ZM220 178V177H219ZM225 177H222V179H224ZM230 178H231V176H230ZM236 178V179H237ZM79 179H80V177H79ZM88 179V178H87ZM86 179V180H87ZM92 179V178H91ZM118 179V178H117ZM218 179V178H217ZM234 178H232V181L233 182H235L234 180H233ZM121 180V179H120ZM225 180V179H224ZM84 181V180H83ZM87 181H89V180H87ZM92 181V180H91ZM118 181V180H117ZM227 181H228V183L230 184V182L231 181H229L228 179H227ZM100 182H101V184H103V183H105L104 184V186H105V188L103 187V188H101L103 185H99L100 184ZM103 182V183H102ZM109 182V183H108ZM224 182H226V181H224ZM222 183V184H225V183ZM242 182V183H241ZM82 183V182H81ZM81 183H80V185H81ZM88 183H90V182H88ZM137 183V182H136ZM221 183V182H220ZM91 184V183H90ZM89 184V185H90ZM180 184V183H179ZM182 184H183V182H182ZM186 184V183H185ZM189 184V183H188ZM187 184V185H188ZM221 184V185H222ZM227 184V183H226ZM233 183H231V185H232ZM242 184H244V185H242ZM204 184H202V186H203ZM220 185V184H219ZM219 185H218V187H219ZM221 185H220V187H221ZM253 186V185H255V187L253 186V189L254 190H252V188H250V190L252 191V192H249V189L247 188V187H251V186ZM88 186V185H87ZM99 186V187H98ZM155 186V185H154ZM177 186V185H176ZM157 187V186H156ZM159 187V186H158ZM157 187V188H158ZM168 187V186H167ZM219 187V188H220ZM222 187H224V185H222ZM222 187H221V189L219 190L218 188H216V190L217 191H220L219 192V194H221V196H223L224 194H223V189H224V193H225V187L222 189ZM227 187V186H226ZM88 188V187H87ZM99 188H101V190H102V192L101 191H99L100 189ZM121 188V187H120ZM162 188H163V186H162ZM161 188V189H162ZM170 188V187H169ZM202 187H200V188H198V189H201ZM232 188V187H231ZM235 188H237V186L235 187ZM89 189V188H88ZM91 189V190H92ZM122 189V188H121ZM171 189V188H170ZM173 189V188H172ZM175 189V188H174ZM182 189H183V187H182ZM203 189V188H202ZM230 189V188H229ZM234 189V188H233ZM97 190V189H96ZM144 190V189H143ZM167 190H168V188H167ZM195 190V189H194ZM238 190V189H237ZM241 190V191H242ZM89 191V190H88ZM185 191V190H184ZM208 192H209V190H207ZM211 191V190H210ZM216 191V192H217ZM221 191H222V193H221ZM100 192H101V194H100ZM120 192V191H119ZM172 192V191H171ZM176 192V191H175ZM181 192H182V190H181ZM193 192V191H192ZM197 192H200V190L199 191H197V188H196V193ZM201 192H202V190H201ZM240 192V191H239ZM96 193V191L95 192H93V195L92 196H94V195H96L95 194ZM113 193V192H112ZM144 193V192H143ZM146 193V192H145ZM168 193H169V191H168ZM173 193V192H172ZM195 193V192H194ZM206 193V192H205ZM210 194H209V196L210 195H212V192H209ZM227 193H228V189H227ZM230 193V192H229ZM237 193V192H236ZM97 194V195H98ZM114 194V193H113ZM157 194V193H156ZM164 194V193H163ZM163 194H161V195H163ZM176 194V193H175ZM203 194V192L200 194V196H199V194H198V196H199V198H202L203 199V196H201ZM217 194V193H216ZM216 194H214V195H216ZM218 194V195H219ZM223 194V195H222ZM234 194V193H233ZM238 194V193H237ZM240 194V193H239ZM98 195V196H99ZM152 195V194H151ZM155 195V194H154ZM191 195H193V194H191ZM227 195V194H226ZM226 195H224V196H226ZM90 196V195H89ZM102 196H104V195H102ZM108 196V195H107ZM107 196H106V199H107ZM180 196V195H179ZM197 197V194H194L192 197L194 198V197ZM221 196L219 197V198H221ZM224 196H223V198H224ZM229 196H231L230 194H229ZM235 196V195H234ZM233 196V197H234ZM239 196H241V195H239ZM95 197V196H94ZM118 197V196H117ZM117 197H116V199H115V197H113L112 195L111 196H108V199L107 200H109L108 202H107V200L105 201L104 200V203H108V205L110 204V206L113 204V203H115L116 202V200H118L117 199ZM181 197V196H180ZM217 197V196H216ZM216 197L214 196V199H212L213 197H211L210 199L211 200H213L212 202H213V204L216 206V201L218 202V200H216ZM183 198V197H182ZM198 198V197H197ZM195 199V200H199L200 202L202 201V199ZM218 198V197H217ZM218 198V199H219ZM226 198V197H225ZM90 199V198H89ZM95 199V198H94ZM124 199V198H123ZM187 199H190V197H188ZM194 199H192V203L195 201ZM210 199H208V200H210ZM233 199V198H232ZM236 199V198H235ZM97 200H99V199H97ZM181 200V199H180ZM185 200V199H184ZM194 200V201H193ZM210 200V201H211ZM220 201H221V199H219ZM191 201V200H190ZM196 201V202H197ZM219 201V202H220ZM222 201H225V200H222ZM245 201V202H244ZM97 202V201H96ZM99 202V201H98ZM103 202V201H102ZM110 202V203H109ZM180 202V201H179ZM215 202V203H214ZM100 203V202H99ZM119 203V202H118ZM191 202H190V204H192ZM221 203V202H220ZM220 203H218V205L220 204ZM225 203V202H224ZM230 202H228V204H229ZM101 204V203H100ZM120 204V203H119ZM189 204V203H188ZM193 204H195V203H193ZM212 205V203H208V205ZM227 204V203H226ZM95 205H97V204H95ZM104 205V204H103ZM105 205H107V204H105ZM107 205V206H108ZM116 205V204H115ZM115 205L113 204L112 206H114V208H115ZM174 205V204H173ZM209 205V206H210ZM102 206V205H101ZM117 206V205H116ZM175 206H177V205H175ZM182 206V205H181ZM204 206V205H203ZM215 206L213 207V205H212V207L211 208H214V210L216 209L215 208ZM223 206H225V205H223ZM228 206V205H227ZM226 206V207H227ZM229 206H231V205H229ZM91 207H93V206H91ZM95 207V206H94ZM142 207V206H141ZM240 207V206H239ZM3 208V207H2ZM179 208V207H178ZM177 208V209H178ZM219 208V207H218ZM217 208V209H218ZM229 208V207H228ZM227 208V209H228ZM231 209H232V206L230 207ZM229 208V210H231ZM12 209H14L16 212H18V215H16V214H14V215H11L12 214ZM103 209V208H102ZM112 209H113V207H112ZM141 209V208H140ZM181 209V208H180ZM243 209H241V210H243ZM247 209V210H246ZM68 210V209H67ZM101 210V209H100ZM115 210V209H114ZM113 210V213L114 212H116L117 210H115L114 211ZM175 210V209H174ZM185 210V209H184ZM228 210V211H229ZM240 210V209H239ZM69 211V210H68ZM102 211V210H101ZM111 211V210H110ZM120 211H122V210H120ZM124 211V210H123ZM169 211H171V210H169ZM187 211V210H186ZM234 211V210H233ZM112 212V211H111ZM118 212H119V209H118ZM152 212V211H151ZM171 212H173V211H171ZM175 212V211H174ZM180 212V211H179ZM231 212H232V210H231ZM96 213V212H95ZM100 213V212H99ZM117 213V212H116ZM170 213V212H169ZM169 213H168V216H169ZM224 213V212H223ZM233 213H235V212H233ZM110 214V213H109ZM122 214V213H121ZM120 214V215H121ZM70 215V214H69ZM115 215V214H114ZM119 215V214H118ZM118 215L116 216V218H118ZM155 215V214H154ZM178 215V214H177ZM248 215V216H249ZM2 216V215H1ZM107 216V215H106ZM123 216V215H122ZM126 216V215H125ZM172 216V215H171ZM185 216V215H184ZM247 216V217H248ZM121 216H119V218H118V220H120L121 218H120ZM124 217V216H123ZM178 217V216H177ZM239 217V216H238ZM12 218H14V219H12ZM112 218V217H111ZM174 218H175V216H174ZM229 218V217H228ZM1 219V218H0ZM12 219V220H11ZM123 219V218H122ZM153 219V218H152ZM176 219V218H175ZM249 219V218H248ZM117 220V219H116ZM117 220V221H118ZM188 220V219H187ZM186 220V221H187ZM114 221H115V219H114ZM113 221V222H114ZM174 221H176V220H174ZM191 221V220H190ZM200 221V220H199ZM229 221V220H228ZM0 222H1V220H0ZM4 222V221H3ZM110 222H111V220H110ZM112 222V223H113ZM185 222V221H184ZM247 222V221H246ZM2 223V222H1ZM108 223V222H107ZM118 223H120L119 221H118ZM177 223V222H176ZM183 223V222H182ZM181 223V224H182ZM187 223H189V222H185V224H187ZM194 223H195V221H194ZM193 223V224H194ZM248 223V222H247ZM15 224V225H16ZM76 224V223H75ZM106 224V223H105ZM114 224V223H113ZM112 224V225H113ZM127 224V223H126ZM184 224V223H183ZM184 224V225H185ZM197 224V223H196ZM195 224V225H196ZM14 225V226H15ZM120 225V224H119ZM176 225H178V224H176ZM175 225V226H176ZM189 225V224H188ZM190 225H191V222H190ZM254 225V227H256ZM1 226V225H0ZM4 226H5V223H4ZM165 226V225H164ZM171 226V225H170ZM181 226H183V225H181ZM198 226V225H197ZM232 226H234L233 224H232ZM108 227V226H107ZM117 227H118V225H117ZM125 227V226H124ZM169 227V226H168ZM172 227V226H171ZM177 227V226H176ZM184 227V226H183ZM182 227V228H183ZM188 227H193V226H188ZM188 227H186L187 229V231L190 229V228H188ZM236 227V226H235ZM253 227V229H255ZM3 228V227H2ZM10 227H6V229L5 230H8ZM181 228V229H182ZM185 228V227H184ZM200 228V227H199ZM117 229V228H116ZM121 229H123V228H121ZM155 229H156V227H155ZM177 229H179L178 227H177ZM176 229V230H177ZM251 229V228H250ZM257 229V228H256ZM152 230V229H151ZM172 230V229H171ZM175 230V229H174ZM184 230V229H183ZM258 230H261V229H258ZM0 231H2L3 232V229H0ZM122 231V230H121ZM149 231H150V229H149ZM153 231V230H152ZM186 231V232H187ZM190 231V230H189ZM192 231V230H191ZM190 231V232H191ZM221 231V230H220ZM263 231H261V232H263ZM156 232V231H155ZM155 232H151V233H155ZM178 232V231H177ZM184 232V231H183ZM219 232V231H218ZM150 233V234H151ZM158 233V232H157ZM170 233V232H169ZM264 233V232H263ZM119 234H121V233H119ZM191 234V233H190ZM1 235V234H0ZM124 235H125V233H124ZM218 235L219 234H217V236L216 237H218ZM136 236H138V235H136ZM166 236H168V235H166ZM175 236V235H174ZM197 236V235H196ZM9 237H10V235H9ZM139 237V236H138ZM144 237V236H143ZM180 237V236H179ZM193 237V235H191L190 236V238H192ZM208 237H212V235L211 236H208ZM207 237V238H208ZM215 237V235H214V238L215 239H217ZM220 237V236H219ZM234 237V236H233ZM4 238V237H3ZM184 238H186V237H184ZM183 238V239H184ZM201 238V237H200ZM199 237H198V239H200ZM213 238V237H212ZM212 238H210L209 240H211ZM214 238H213V240H214ZM0 239H2V238H0ZM174 239H175V237H174ZM181 239V240H180ZM180 239H178L177 240V242H175V244H184L185 242H184V240L182 239V238H180ZM187 239V242H189V243H191V240H188V238H186ZM185 239V240H186ZM197 239V238H196ZM3 240V239H2ZM140 241H141V239H139ZM157 240V239H156ZM159 240V239H158ZM176 240V239H175ZM204 240V239H203ZM202 240V241H203ZM195 241H197V240H195ZM202 241H200V242H202ZM6 243L5 242V240L4 241H2V243ZM160 242H161V240H160ZM172 242V241H171ZM187 242H186V244H187ZM205 242V241H204ZM235 242V241H234ZM233 242V243H234ZM237 243L235 244L234 243V245H235V247H236V245L239 247V246H241V245H244L242 242H241V245L240 244H238L239 242L238 241H236ZM1 243V244H2ZM3 243V244H4ZM227 243V242H226ZM9 244V243H8ZM192 244V243H191ZM203 244V243H202ZM228 244H229V241H228ZM227 244V245H228ZM232 244V243H231ZM231 244H229V245H231ZM234 245L232 244L231 246H233V248H235L234 247ZM7 245H5L4 247L6 248V250H8V247H6ZM9 246V245H8ZM169 246H171V245H169ZM189 246H190V244H189ZM212 247H213V245H211ZM226 246V245H225ZM181 247H184V246H181ZM197 247V246H196ZM228 247V246H227ZM242 247H244V246H242ZM242 247H239L240 249L242 248ZM75 248V247H74ZM147 248H149V247H147ZM167 248V247H166ZM191 248H193V247H191ZM222 248V247H221ZM232 247H230L229 246V249H231ZM0 249H1V246H0ZM73 248H71V250H72ZM165 249V248H164ZM183 248H179L178 250H177V253L176 254H183L185 251H187V250H185V249H187V248H185L184 247V250H182ZM194 249V248H193ZM239 249V250H240ZM2 250H5V249H2ZM2 250H0V251H2ZM5 250V251H6ZM10 250H11V248H10ZM166 250H168V248L166 249ZM181 250H182V252H181ZM189 250V249H188ZM233 250V249H232ZM238 250V249H237ZM184 251V252H183ZM191 251V250H190ZM221 251H222V249H221ZM227 251H229V250H227ZM151 252V251H150ZM7 253V252H6ZM10 253V252H9ZM70 253H72V252H70ZM69 253V256H72V254H70ZM80 253V252H79ZM172 253H174V252H172ZM5 254V253H4ZM3 254V251H2V255H4ZM76 254V253H75ZM75 254H73V256L72 257H74V255ZM81 254V253H80ZM156 254V253H155ZM185 254V253H184ZM203 254V253H202ZM206 254V253H205ZM205 254H203V257H206L205 256ZM216 254V253H215ZM218 254H221V253H218ZM230 254V253H229ZM240 254H243V253H239L238 254V256L240 255ZM23 255H25V256H23ZM148 255H150V254H148ZM147 255V256H148ZM170 255V254H169ZM207 255V254H206ZM222 255V254H221ZM80 256V255H79ZM189 256V255H188ZM213 256V255H212ZM237 256V255H236ZM244 256V258L246 259V257L248 256V254H246V255H243ZM242 256V257H243ZM250 256V255H249ZM254 256V255H253ZM252 255H251V257H253ZM5 257H7V254H5ZM12 257V258H11ZM85 257V256H84ZM113 257V256H112ZM149 257V256H148ZM176 257V256H175ZM201 255H200V259L201 258H203ZM216 257H221V256H215V258ZM4 258V257H3ZM75 258V257H74ZM170 258V257H169ZM169 258H167L166 260H168ZM198 258V257H197ZM226 258V257H225ZM239 258H241L240 256H239ZM249 258V257H248ZM76 259V258H75ZM103 260H105L106 258H102ZM115 259V258H114ZM176 259H178V258H176ZM205 259H208V258H205ZM205 259H203V260H205ZM73 260V258L71 259V261ZM80 261H81V259H79ZM195 260V259H194ZM69 262V264L70 263H72L73 264V262H74V260L72 261V262ZM177 261H179V260H177ZM190 261V260H189ZM222 261H223V259H222ZM247 261V260H246ZM246 261L244 262L245 264H246ZM251 261H253V259L251 258ZM83 262H85V261H83ZM112 262V261H111ZM127 262V261H126ZM214 263H215V261H213ZM248 263L247 264H249V259H248V261H247ZM77 263L78 264H80V262L79 261H77ZM76 262H75V264H77ZM175 263V262H174ZM189 263V262H188ZM218 263V262H217ZM222 263V262H221ZM226 263V262H225ZM254 263V262H253ZM1 264V263H0ZM60 264H62V263H60ZM124 264H126V263H124ZM187 264V263H186ZM195 264V263H194ZM197 264H200V263H198L197 262ZM202 264V263H201ZM208 264V263H207ZM226 264H228V263H226ZM251 264V263H250ZM264 264V263H263Z\"/></svg>",
	"mask_w": 264,
	"mask_h": 264
}]
</instances>
